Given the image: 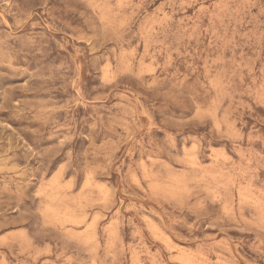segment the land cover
I'll return each instance as SVG.
<instances>
[{
    "label": "rangeland",
    "instance_id": "rangeland-1",
    "mask_svg": "<svg viewBox=\"0 0 264 264\" xmlns=\"http://www.w3.org/2000/svg\"><path fill=\"white\" fill-rule=\"evenodd\" d=\"M0 264H264V0H0Z\"/></svg>",
    "mask_w": 264,
    "mask_h": 264
}]
</instances>
